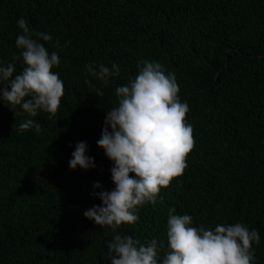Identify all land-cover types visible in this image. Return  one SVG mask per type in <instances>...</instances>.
I'll return each mask as SVG.
<instances>
[{"label":"trees","instance_id":"obj_1","mask_svg":"<svg viewBox=\"0 0 264 264\" xmlns=\"http://www.w3.org/2000/svg\"><path fill=\"white\" fill-rule=\"evenodd\" d=\"M21 17L51 35L41 42L60 58L52 71L64 94L55 114L36 117L0 102V264H111V228L83 212L101 204L90 193L115 187L96 142L115 89L140 61L175 75L194 143L183 173L117 231L163 242V256L170 208L194 227L239 222L258 230L255 264H264V0H0V60L15 64L14 75L24 67L13 59ZM100 64L120 75L105 84L87 72ZM28 118L39 134L19 129ZM81 141L95 169L70 170Z\"/></svg>","mask_w":264,"mask_h":264},{"label":"clouds","instance_id":"obj_2","mask_svg":"<svg viewBox=\"0 0 264 264\" xmlns=\"http://www.w3.org/2000/svg\"><path fill=\"white\" fill-rule=\"evenodd\" d=\"M22 34L15 39L20 50L13 59L24 67L15 73V64L0 60V102L13 111L19 106L28 117L38 112L55 114L64 94V83L52 71L60 63L57 52L49 53L43 42L52 40L47 32L30 29L26 20L17 21ZM58 43V42H57ZM138 73L115 91L118 104L105 113L97 146L112 162L111 191L90 193L101 201L83 212L95 224L109 226L113 237L107 241L111 264H255L253 245L260 243L256 229L242 223L217 224L214 228L192 226L189 214H174L169 209L167 247L159 254L163 242L153 238L141 243L117 230L122 224L138 221V207L155 204L162 187H167L187 167L185 157L193 147L192 127L185 123L188 103L181 101L176 77L166 73L159 62L140 61ZM93 77L108 83L120 75V68L103 64L87 66ZM99 96V93L97 94ZM20 130L41 131L40 123L31 118L19 124ZM88 145H75L69 160L70 170L95 169L94 158L87 154ZM133 173L134 176L129 174ZM93 189H102L99 182Z\"/></svg>","mask_w":264,"mask_h":264}]
</instances>
